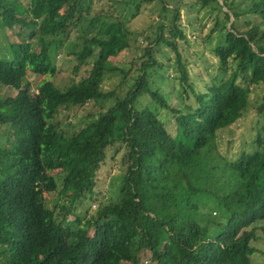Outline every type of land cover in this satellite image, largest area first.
<instances>
[{"label": "trees", "instance_id": "1", "mask_svg": "<svg viewBox=\"0 0 264 264\" xmlns=\"http://www.w3.org/2000/svg\"><path fill=\"white\" fill-rule=\"evenodd\" d=\"M160 1L172 22L147 37L133 82L122 71L116 89L105 90L119 70L111 59L130 46L120 17L130 1L98 0L95 8L85 0H0V29L35 25L27 37L38 44L18 42L9 59L0 57V87L11 91L0 100L7 137L0 143V263L139 264L148 253L155 264H252L264 255L255 246L264 239V94L253 151L234 161L218 153L221 134L250 105L251 86L264 87V0H251L246 12L237 0H202L215 12L212 30L224 33L207 92L197 90L179 52L177 38L189 44L178 23L181 0H172L174 9ZM65 49L75 74L84 67L86 74L59 88L49 79ZM171 54L175 62L165 63ZM31 73L45 76L38 92L24 85ZM160 82L177 89L179 103L168 101ZM109 99L113 105H102ZM85 105L100 108L85 127L62 128ZM119 155L120 201L89 212ZM83 210L89 219L81 224Z\"/></svg>", "mask_w": 264, "mask_h": 264}, {"label": "rangeland", "instance_id": "2", "mask_svg": "<svg viewBox=\"0 0 264 264\" xmlns=\"http://www.w3.org/2000/svg\"><path fill=\"white\" fill-rule=\"evenodd\" d=\"M20 1L24 5L29 2V0ZM97 1L98 0H95L93 3L91 0H85V3L99 8L96 3ZM128 1H130V5H123V14H121L120 17L125 23L127 32H129L127 38L130 46L125 48L117 58L111 59L119 70L110 74V78L104 85L105 90L116 89V86L124 79L122 71L128 74L127 80L129 84L133 82L132 77L137 74L136 69L142 62V60L139 59L142 55V50L149 45L147 37H154V33L158 31V27L161 23L168 25L172 22L173 13L162 11L161 8L164 7V5L161 1H153L151 4H140L141 0ZM167 1L169 9H174L176 7V4L172 0ZM237 1L240 4V11L246 12V10L250 8L251 0ZM181 2L183 5L179 7L180 19L178 23L185 30L189 44H185L177 38L176 41L179 43V52L183 58L188 61V68L192 79L195 80V87L197 90L207 92V85L211 84L212 78L218 74L219 59L214 51L219 44L223 43L224 33L220 31V27L216 30H212L215 29V12L210 5H205L202 0H181ZM245 19L244 16L239 19L237 24L238 27L245 25ZM34 27L37 26L26 24L24 28L20 29L18 27L14 30L6 31L0 29V57L9 59V57L12 56L11 48L13 44L32 41L28 39L27 34L34 30ZM72 35L73 45L71 49H74L78 43V32H73ZM165 35L169 36L168 29L165 30ZM32 42V49H37V41L33 39ZM67 50L68 49H65V51L61 52L56 58L57 74L49 79L59 88H64L74 81H78L86 74L85 67L81 68L78 74H75L73 68L76 64L72 61V58H70L71 56H66ZM170 57L171 61L166 59H163V61L167 64H173L175 62V55L171 54ZM127 80H125V82ZM44 81L45 76L31 73L25 77L24 85L29 84L32 90L37 91L38 85ZM240 83L244 87L247 85L242 80ZM160 84L161 93L170 94V96H167L168 101L175 104L179 103L177 89H175L174 92V90H170L171 87L167 86V84H163L162 82H160ZM10 94L11 91L9 89L0 87V100L6 99ZM263 94L264 87L251 86L250 105L247 111L230 127V129L225 130L221 134L218 142V153L220 156L225 157L229 161H234L238 159L242 152L249 153L253 151L255 147L254 141L260 132L261 117L259 115V107L262 103ZM113 104V99L102 102V105L106 106ZM150 108L154 109L157 113H164V109H162L161 106L150 105ZM99 109L100 108L97 107L93 108L91 105L78 108L75 111L76 115L67 118L62 128L78 131L81 127H85L86 119L84 118L89 117V115H96ZM60 115L57 114V118L60 119ZM6 139V134L0 133V143H6ZM119 162L120 155L117 158V164L112 173L108 174L106 179L102 178L103 180L100 182L101 188L96 194V201L91 202L90 207L87 208L89 212L92 210V213H94L95 209L101 205H109L120 201L122 197L121 189L124 183V173ZM78 213L81 214V218H83L81 224L89 219V213L87 214L86 210ZM262 235L264 237V234ZM255 246L264 250V239H260V242H255ZM252 259V264H264V255L261 256L257 253L252 256ZM139 264H155V262L152 261L150 254L144 253L140 255Z\"/></svg>", "mask_w": 264, "mask_h": 264}, {"label": "clouds", "instance_id": "3", "mask_svg": "<svg viewBox=\"0 0 264 264\" xmlns=\"http://www.w3.org/2000/svg\"><path fill=\"white\" fill-rule=\"evenodd\" d=\"M35 92H38V91H35Z\"/></svg>", "mask_w": 264, "mask_h": 264}]
</instances>
